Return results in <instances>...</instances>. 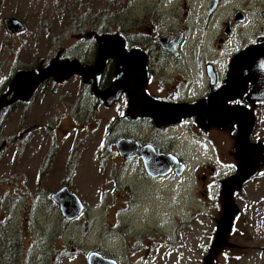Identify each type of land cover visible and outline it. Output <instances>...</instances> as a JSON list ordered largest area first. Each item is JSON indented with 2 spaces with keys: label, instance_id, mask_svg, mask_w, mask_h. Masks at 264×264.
<instances>
[{
  "label": "flooded vegetation",
  "instance_id": "obj_1",
  "mask_svg": "<svg viewBox=\"0 0 264 264\" xmlns=\"http://www.w3.org/2000/svg\"><path fill=\"white\" fill-rule=\"evenodd\" d=\"M95 3L74 0L73 27L46 48L39 64L18 70L0 84V103L5 101L0 108V126L9 114L23 109L26 117L39 115L36 122L23 128V138L39 131L49 138L51 130L57 136L66 132V120H71L73 133L81 116L88 117L105 105L113 113L107 129L112 153L122 164L136 162L133 165L142 166L154 183L176 175L175 170L165 176L148 172L146 158L152 150L173 155L188 166L180 150L182 133L194 142L191 149L203 146L204 150L212 149L209 154L215 153L204 162L202 180L205 197L215 187L221 217L205 257L219 226L226 221V240L212 258L213 264H219L222 254L229 259L232 253L230 259L235 256L241 260L252 247L244 242L256 243L257 264H264V134L260 136L264 133V0H203L200 14L193 0H106L104 8L98 9ZM8 19L20 21L24 29L8 28ZM4 23L11 35L26 29L15 17L6 18ZM210 31L216 47L210 42L204 45ZM107 38L119 40L122 48L112 47L114 42ZM194 40L202 48L192 46ZM121 51L125 52L121 56L124 81L143 84L148 98L169 106L172 121L159 125L145 111L136 117L129 115L130 92L113 88L119 70L116 52ZM76 68L84 70L77 73ZM23 72L44 73L41 84L27 99H22L24 92L17 94L15 89L17 82H25L27 87L24 78L16 79ZM73 80L82 85L65 94L63 86ZM33 85L36 83L30 87ZM122 140L137 143V155L133 156L132 150H120ZM60 146L53 143L48 150ZM49 163L54 165L46 157L41 173ZM230 200L228 210L225 205ZM113 209L108 207L106 214L111 215ZM120 226L107 230L108 240H122L125 255L131 260H124L109 245L104 250L82 252L89 260L96 253L116 264H156L160 250L155 247L154 231L150 229L145 235L144 231L134 232L129 222Z\"/></svg>",
  "mask_w": 264,
  "mask_h": 264
},
{
  "label": "rangeland",
  "instance_id": "obj_2",
  "mask_svg": "<svg viewBox=\"0 0 264 264\" xmlns=\"http://www.w3.org/2000/svg\"><path fill=\"white\" fill-rule=\"evenodd\" d=\"M105 1L96 0V9L104 8ZM202 2L193 0L197 14L201 13ZM59 3L0 0V84L18 70L39 64L46 48L73 27L74 0ZM10 17L24 22V32L8 34L4 20ZM212 37L210 31L204 45L210 42L216 47ZM195 40L192 46L202 48ZM81 85L79 80H73L62 90L66 94L79 90ZM112 115L103 105L96 113L81 116L73 133L71 120H66V132L57 136L51 130L49 138L41 131L28 138L21 134L39 115L26 117L19 109L4 119L0 126L1 264H88V255L82 251L104 250L108 245L128 261L131 259L125 255V243H111L107 235L109 228L127 222L136 233L154 231L155 247L160 250L156 264H203L221 217L215 187L205 197L202 180L204 162L215 153L209 154L212 149L204 150L203 146L191 149L194 142L181 133L180 150L186 157V172L182 177L175 173L174 177L151 182L142 166L133 165L136 162L122 164L112 153L107 137ZM3 141L6 144L1 146ZM53 143L61 146L49 152ZM46 157L54 165L49 163L41 173ZM70 160H74L73 166L68 167ZM64 186L84 204L82 219L76 218L79 222L66 220L52 199ZM110 206L114 209L107 215ZM126 238L131 239L128 235ZM243 244L252 247L241 260L235 256L230 259L232 253L229 259L222 254L218 263L257 264L256 243Z\"/></svg>",
  "mask_w": 264,
  "mask_h": 264
},
{
  "label": "water",
  "instance_id": "obj_3",
  "mask_svg": "<svg viewBox=\"0 0 264 264\" xmlns=\"http://www.w3.org/2000/svg\"><path fill=\"white\" fill-rule=\"evenodd\" d=\"M6 24L8 28L14 29V30H23L24 26L22 23L16 19H8L6 20ZM18 24V26H16ZM107 40L114 42L112 47H120L122 48V45L119 40L117 39H109ZM104 51H105V43L103 45ZM125 54L124 51L116 52V55L119 59V70L117 72L118 81L115 84V87H113L118 92L121 91L123 88H127L130 92V99H131V106H130V112L129 115L132 117H136L140 115L141 111L149 112V115H151L156 123L160 125L161 122H159L158 117L156 116V110H158V106L162 104H158L152 99L148 98L145 93L143 92V84L142 85H133V84H127L126 81H124V78L122 76L125 65L124 62L121 60V56ZM133 55V54H131ZM80 70H84L82 68H76L75 71L77 73H81ZM99 70V69H98ZM35 78H34V77ZM44 73H40L39 75H34L33 72L30 73H20L16 79L24 78L27 82V87L25 82H17L15 84V89L18 91L24 92V96L22 99L29 98L39 87L43 80ZM32 78V79H30ZM126 79V78H125ZM122 80V81H121ZM36 83V86L33 85L30 87V85ZM19 86V87H18ZM30 87V88H29ZM33 87V88H32ZM26 88V90H25ZM23 95V94H22ZM21 94L18 95V97L22 96ZM17 97H14L10 102L15 101ZM5 104V101L2 100L0 103V108ZM144 105L141 107V105ZM165 106V105H162ZM168 107V106H166ZM169 109V107H168ZM167 111V110H166ZM143 115V114H141ZM145 115V114H144ZM147 116V115H146ZM155 116V117H154ZM165 123V122H164ZM137 143H134L132 140H122L119 144L120 150H132V155H137ZM146 151L149 149L148 147L145 148ZM135 151V152H134ZM146 168L150 174H154V176H165L171 171L175 170V173L179 176L183 175V173L186 170V165L181 163L179 159L173 155H166V154H158L156 151L152 150L150 155L146 158ZM52 199L59 205L63 217L70 221L73 219L78 218L83 210H84V204L81 201V199L73 193L71 190H69L68 187H64L58 192L54 193L52 195ZM232 201H227L225 207L228 208V210L231 208ZM232 221V220H231ZM226 221H224L223 226H219L218 233L215 237V241L213 243L212 249L210 251V254L205 257L204 264H213L212 258L216 255L218 249L224 245L227 235V230L225 227ZM231 227V226H230ZM230 230V229H229ZM90 264H114L115 262L105 259L103 256L93 253L90 257ZM116 264V263H115Z\"/></svg>",
  "mask_w": 264,
  "mask_h": 264
},
{
  "label": "bare ground",
  "instance_id": "obj_4",
  "mask_svg": "<svg viewBox=\"0 0 264 264\" xmlns=\"http://www.w3.org/2000/svg\"><path fill=\"white\" fill-rule=\"evenodd\" d=\"M246 67V66H245ZM159 105L158 110H156V116L158 117L159 122H170L172 121V110H169L168 107ZM167 110V111H166ZM167 115V116H166Z\"/></svg>",
  "mask_w": 264,
  "mask_h": 264
},
{
  "label": "trees",
  "instance_id": "obj_5",
  "mask_svg": "<svg viewBox=\"0 0 264 264\" xmlns=\"http://www.w3.org/2000/svg\"><path fill=\"white\" fill-rule=\"evenodd\" d=\"M1 264V263H0Z\"/></svg>",
  "mask_w": 264,
  "mask_h": 264
}]
</instances>
